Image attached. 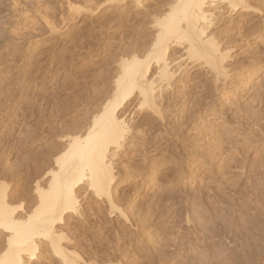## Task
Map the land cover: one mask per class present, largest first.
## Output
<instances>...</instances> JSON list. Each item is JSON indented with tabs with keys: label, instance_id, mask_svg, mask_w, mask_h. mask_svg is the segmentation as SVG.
Segmentation results:
<instances>
[{
	"label": "rangeland",
	"instance_id": "374dc122",
	"mask_svg": "<svg viewBox=\"0 0 264 264\" xmlns=\"http://www.w3.org/2000/svg\"><path fill=\"white\" fill-rule=\"evenodd\" d=\"M177 1L0 0V204L16 219L39 210L70 140L87 133L112 96L121 62L149 55L155 23L174 15ZM250 1L264 11V0ZM239 13L221 14L218 38L225 25L238 32L252 16ZM240 41L249 43L235 54L249 55L232 64L241 67L234 84H216L210 70L183 62L190 77L164 91L161 116L140 108L138 95L122 109L129 133L113 159L111 203L83 184L76 213L55 227L60 249L77 264H264V39ZM181 56L182 47L167 54ZM7 236L0 229V256ZM36 245L24 256L31 264H63L49 240Z\"/></svg>",
	"mask_w": 264,
	"mask_h": 264
},
{
	"label": "bare ground",
	"instance_id": "6f19581e",
	"mask_svg": "<svg viewBox=\"0 0 264 264\" xmlns=\"http://www.w3.org/2000/svg\"><path fill=\"white\" fill-rule=\"evenodd\" d=\"M248 2L247 0H178L177 1L178 5L177 7L175 6L176 13H174L175 9L173 8L172 11H174L173 12L174 15L172 14L170 15L171 13L170 12L169 14H167V17L163 19L161 18L162 20L159 21L158 24L155 23L159 28H158V33L156 36L155 43L152 46L153 48H151L152 49L151 52L145 58H139L137 56H134L127 60L124 59L125 61L121 62L120 66H121L122 72L114 81V89H113L112 96L103 105L101 112L95 118H93L92 124L90 125L89 129L86 131L87 133L83 135V137L82 136L80 137L78 135L77 137L72 136L74 138L71 139L68 144L69 149L66 148L69 150V153H67L68 155L65 157V159L63 158V161L62 159L60 160V157H63L65 152L63 153V156H60L58 158V161L60 160L61 165L63 162V165L62 166L60 165V167H62V170L60 173L61 176H58L57 175L58 172L54 170L55 173L52 172V178L49 177L50 179H52L50 180V184H49L51 185L50 190L46 192L43 191L41 195L39 193V195L41 196V197L38 196V198L40 197L39 199L40 204L38 208L39 210H37L36 213L34 212L33 215L30 214V216L28 217L29 218L28 220H26L25 222H21L18 219H16L19 217H14L13 211L7 209L3 204H0V229H3L8 232V236H7L8 248H7V251L4 253V255L0 256V264H31L30 260H32L33 256H30L31 257V258L29 257L30 259L28 257H27L28 259H25L24 256H28L30 254L33 255V253H35V250L38 247L36 245V239L49 240L50 244H52V248L54 252L53 254L55 255V257L61 256L60 260L63 264H77L74 258L68 256L67 254H65V252L62 249H60L59 243L61 242V240H59L60 242L58 241L60 236L57 238L58 235H56L58 234L57 232L59 231L56 232L55 227L64 222L63 217L65 213L67 212H72V214L73 212L76 213V209L74 205L75 200H77L75 196V189L79 188L81 185L83 186V184L86 187L88 186L89 190L93 191L97 196L104 197L105 195L107 199L109 200V202L111 203L109 190L112 184L116 180L114 176L115 166L113 163V162L116 163V161H113V159L118 157L117 155L120 154L119 152H121V150L124 149L125 144L127 143V138H128L127 134L129 133L128 132L129 130L124 121V118L123 117L121 118L122 109L126 107V105L132 100L134 96L138 95L140 97V102H141L140 108L147 106V108L151 111V113L161 116L162 115L161 105L162 103H164V98H163V93H165L164 91L170 88L176 89L177 85L174 87L173 84L175 85V83L177 84L179 82L181 83V81L179 80L177 81L176 79L178 77L180 79V77H182L183 74L186 76V78L190 77L189 72L191 70L187 71L188 70L186 69L187 65L185 67H182L183 62L191 63L193 64V67L195 66V68L196 66H198L201 69L210 70L214 78V83L216 84L219 83V81L221 82L222 79L226 83V84L224 83L225 85H227L228 82H230L231 80L232 81L230 82V84L235 82L232 75H234L236 71H238L237 69H240L241 67H239L238 65L237 67L239 68L236 69V67H234L236 69L234 73L235 69L232 68L233 67L232 64H234L237 60H240L241 58H245V55H246V54L245 55L243 54L244 56H242L238 53H237L238 55H236L235 54L236 51L239 50L237 47L242 48V46H246L247 43H249V42H246L242 44L240 40L242 39L251 40L256 37H261V39H264V30L261 27H259L260 25L264 26V11H258L252 8L250 4H248ZM220 5L226 6V8L221 9ZM237 12H240L238 16H241V17L243 14H246V13H252V16L251 17L247 16L248 17L247 21H244V23H242L241 26L239 25L240 28L239 30H237L238 32H235L233 30L234 29L233 24L232 26L225 25V28H222L221 30H219V33L222 32V37H219L220 38L219 39L213 30L216 29L218 26H220L219 24L222 18L221 14L223 15V13L224 14L231 13L232 15H235L237 14ZM254 16H259V18L255 19ZM225 19H222V22ZM232 31L235 33H239L238 37L240 39L237 37L233 38L234 36H233ZM216 33H218V29ZM239 42H241V44ZM171 47H178V48L182 47L184 50V56L177 58V60L174 59L173 61L169 59L170 57L168 58L167 54L171 51ZM180 52H183V51H180ZM248 55L249 54H247L246 57ZM153 64L156 67L158 66V71L156 75L151 79L150 73H151V69L154 68ZM200 71L198 70L197 73ZM207 75H208V72H207ZM231 77L232 79H230ZM184 81L182 79V82ZM171 82H172V85H171ZM181 88L185 89L186 87L182 86ZM175 93H178V92L175 91ZM176 95L170 96L171 98L170 104H171V107H174V108L175 106L177 107L176 102H177L178 97ZM183 100H186V98ZM180 103L182 102H179L178 105H180ZM185 103L186 101L183 103L186 106L187 104ZM163 107L164 106H162V108ZM171 107H168V108L170 109ZM208 109H210V107ZM179 114H181V111ZM253 116L251 118L252 121L254 118ZM249 117H251V115ZM179 118L181 117L179 116ZM184 118L185 117H183V119ZM87 126L86 128H88ZM253 129L251 131H255ZM251 137H252V134H251ZM244 138L245 139L243 140H245V145H246L247 144L246 140L248 141V139H246L247 137H244ZM154 139L155 137L153 138V140ZM156 141L158 144L159 140H156ZM250 143H251V140H250ZM218 145L220 144L218 143ZM143 146L144 145H142L141 147ZM248 146L246 145L245 147H248ZM256 146L257 144L255 145V148ZM234 154L237 155V153H234ZM212 161H209V162L212 164ZM219 162H222V161H219ZM205 163H204V166H205ZM53 173H54V176H53ZM37 192H40V190ZM4 197L5 196H3L1 202H4ZM114 210L118 211L119 209L116 208ZM61 239L64 240L63 238Z\"/></svg>",
	"mask_w": 264,
	"mask_h": 264
}]
</instances>
